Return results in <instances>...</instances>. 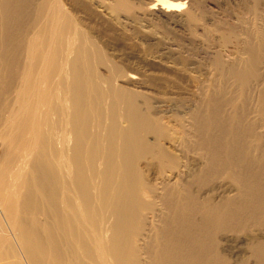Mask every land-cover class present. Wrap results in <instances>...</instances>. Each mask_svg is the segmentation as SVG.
<instances>
[{"label": "bare ground", "instance_id": "6f19581e", "mask_svg": "<svg viewBox=\"0 0 264 264\" xmlns=\"http://www.w3.org/2000/svg\"><path fill=\"white\" fill-rule=\"evenodd\" d=\"M68 1L0 0V264H264V0L246 7V56L223 70L235 89L197 104L151 102ZM90 1L205 48L188 0ZM170 113L183 135L166 146ZM146 157L160 169L146 174ZM220 173L229 194L199 195ZM222 238L245 257L223 255Z\"/></svg>", "mask_w": 264, "mask_h": 264}, {"label": "rangeland", "instance_id": "374dc122", "mask_svg": "<svg viewBox=\"0 0 264 264\" xmlns=\"http://www.w3.org/2000/svg\"><path fill=\"white\" fill-rule=\"evenodd\" d=\"M188 1L187 10L196 18L189 26L197 31L199 41L204 42L206 49H189L186 41L188 31L179 27L173 29L159 19H153L145 27L133 22L130 30L93 1L81 0V3L78 2L81 6L73 4L71 0L68 3L73 4L71 10L75 12L83 30H87L106 49L107 57L121 64L124 60V68L139 77L135 80L142 84L140 89L151 102L197 104L203 91L213 86L225 87L230 93L235 89V84L222 76L223 70L229 62L246 56L245 47L250 39L247 30L252 27L255 17L246 8L253 0ZM218 57L222 59L221 64L217 61ZM100 71L106 73L103 68ZM179 115L172 114L165 119L168 129L163 142L166 146L173 143L170 140L173 136L183 135L178 123ZM190 163L196 168L199 160L190 158ZM142 166L146 174L149 169L154 172L160 169L159 161H152L151 157H146ZM150 178L147 176V179ZM233 186L229 175L220 173L197 184L196 188L200 190L199 195L215 198L229 194ZM245 249L246 244L242 240L221 239L220 251L231 261L245 257Z\"/></svg>", "mask_w": 264, "mask_h": 264}]
</instances>
